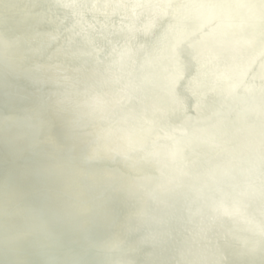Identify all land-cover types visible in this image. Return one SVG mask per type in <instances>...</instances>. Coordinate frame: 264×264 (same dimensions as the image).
Listing matches in <instances>:
<instances>
[{"label":"water","instance_id":"95a60500","mask_svg":"<svg viewBox=\"0 0 264 264\" xmlns=\"http://www.w3.org/2000/svg\"><path fill=\"white\" fill-rule=\"evenodd\" d=\"M34 1L20 0L25 8L23 11L31 12L29 8ZM53 1L58 6L61 4V10L74 3L72 0H60V4ZM189 3L195 5L197 14L186 10L185 0H139L129 12L133 20H138L139 16L143 21L139 35L133 33L137 29L134 24L135 28L121 29L97 22L92 26L83 23L79 28L56 23L57 29L45 39L53 46L54 43L67 46L69 41L76 42L73 47L80 49L73 56L78 62L64 64V69L57 68L67 86L58 91L59 96V93H53V96L56 102L61 101L63 108H69L70 104L78 108L88 105L99 111L105 85V79L99 77L113 74L119 60L122 74L130 72V59L134 62L141 58L161 77V81L157 75L152 78L150 69H142L140 60L135 62L141 65L140 70L123 88L125 99L131 102V110L129 107L125 111L124 105L117 103L120 106L115 109L110 106L104 114L113 120L119 118L112 130L101 128L104 135L113 138L109 148L113 154L103 155L107 149L93 146V153L87 157V162L99 160L112 171L119 163L114 186H121L132 178L139 192L145 194V211L128 222H117L110 230L111 242L104 249L97 251L90 245L91 233L86 240L71 242L72 249L84 250L95 264L98 255L103 257L101 264H248L251 259L264 261V52L245 56V50L249 49L245 44L248 36H252L251 42H254L250 43L252 51L264 45V36L249 33L250 23L245 19V16H252L255 18L251 22L253 29L264 31V0H189ZM203 3L209 7H202ZM88 7L96 10L99 6L91 2ZM15 10V4L9 3L8 14H15ZM66 18L76 21L74 17ZM207 19L223 23L226 31H222L220 37L212 34L207 28ZM124 32L132 33L127 45L121 38L116 39L119 34L128 39L129 34ZM156 44H162L164 48L159 50ZM97 45L102 48L99 52L94 49ZM146 45L152 53L141 50ZM134 49L138 53L132 52ZM91 64L96 66L98 75L94 84L83 86L79 74ZM151 80L164 92L160 107L155 108L152 102L140 104ZM114 83L111 87L118 92L121 88ZM187 86L189 91L191 87L192 96L198 92L201 104L205 110H211L210 114H196L189 95L183 92ZM37 96L38 104L45 105V90L37 92ZM250 100H256L257 104L251 105ZM59 113V123L72 128L73 121L69 116L64 111L59 110ZM14 114L21 115L20 109L15 108ZM188 114L192 117L188 118ZM237 117L242 122L240 130L230 124ZM215 126L218 127L215 136L207 137V128ZM120 128L121 141L124 140L123 128L131 137L133 142L129 146L116 140V131ZM179 128L186 137L180 139L181 144L163 151L165 147L162 149V146L173 138L169 132ZM163 129L167 131L163 132ZM142 132L147 135L144 142L140 140ZM241 133L251 144L248 151L239 143ZM227 136L232 140L226 142L224 137ZM32 139L36 141L34 137L30 142ZM91 143L93 141L87 146ZM140 146L149 152L140 150ZM150 148L155 150L159 164ZM226 148L239 152L237 158ZM209 160L214 167L208 165ZM222 162L226 164L223 168L220 167ZM125 204L134 206V201L128 200ZM93 228L90 226V230ZM48 238L55 242L57 233L51 231ZM41 244L46 256L51 250ZM86 244L89 246L85 247ZM49 261L45 257L37 264Z\"/></svg>","mask_w":264,"mask_h":264},{"label":"bare ground","instance_id":"6f19581e","mask_svg":"<svg viewBox=\"0 0 264 264\" xmlns=\"http://www.w3.org/2000/svg\"><path fill=\"white\" fill-rule=\"evenodd\" d=\"M57 1L60 4V0ZM72 1V6L61 10V4L58 6L53 0H36L29 8L31 12H28L23 11L25 8L21 6L20 0H0V264H37L38 260L45 257L50 260L45 264H51V261L56 264H95L87 258L84 250L77 247V250L72 249L71 242L86 240L91 233L90 245L100 251L111 242L110 230L117 226V222H128L134 215L145 211V194L139 192L134 179L128 178L121 186H114L116 172L120 170L119 163L115 164L112 171L99 160H86L88 155L93 153V146L107 149L103 155L113 154L109 150L113 138L104 135L101 128L108 127L106 129L112 130L119 118L113 120V117L109 118L104 114L108 107L115 109L120 106L117 103L123 104L125 111L131 106V102L125 99L123 88H126L125 84L131 77L136 76V72L140 70L139 66L143 65L142 69H150L152 78L157 75L161 81L160 75L141 58L134 62L130 59V72L122 74L123 68L119 60L117 67L112 70L113 74L99 77L105 79L101 95L103 103L98 106L99 111L88 105L78 108L70 104L71 102L69 108H63L61 101L56 102L53 96V93H59L58 91L67 86L64 76L60 75L57 68L64 69V64L78 62L73 56L75 51L78 53L80 49L73 47L76 42L72 41H69L67 46L62 43H54L53 46L45 41L47 36L57 29L56 23L58 26L72 28H79L83 23L92 26L94 22L121 29L135 25L137 29L133 33L139 35L143 30V21L139 16L138 20L129 16V12L139 0ZM91 2H95L99 7L96 10L90 9L88 4ZM9 3L15 4V14H8ZM185 5L188 12L197 14L195 5L189 3V0H185ZM201 6L208 8L209 4L203 3ZM46 14L48 16L44 18ZM144 14L148 18L145 12ZM176 15L180 18L179 14ZM66 16L74 17L76 21L67 19ZM245 19L250 23L247 28L249 33L264 36L263 30L253 29L251 22H254L255 18L245 16ZM175 20L178 21V18ZM161 22L166 27L164 22ZM207 23L208 30L218 37L222 31H226L221 22L207 19ZM124 33L129 34L128 39L124 34L117 35L116 39L121 38L127 45L132 33ZM251 41L252 36H248L245 41L249 48L245 50L246 57L264 52V45L260 49L253 46L258 50L252 51L250 43L254 42ZM193 42L194 39L191 40L192 44ZM156 48L162 50L164 45L156 44ZM94 49L97 52L102 50L100 45ZM119 50L118 48V53ZM141 50L152 53L149 45L143 46ZM132 52L138 53L135 49ZM138 60L141 65L135 63ZM159 62L165 64L164 61ZM79 75L83 86L89 87L91 83H95L97 68L94 64L88 65ZM176 75L178 76L177 73ZM113 81L115 85L118 84L116 87L121 88L118 92L111 87ZM189 85L192 86L191 81ZM147 87L149 89L144 92L140 104L152 102L155 108L160 107L164 92L157 89L153 80ZM188 87L183 89V92L189 95L190 104L192 103L196 114H210L211 110H205L201 104L198 92L192 96V89L190 87L189 91ZM41 90H45L47 95L45 105L38 104L37 92L41 93ZM59 95L60 93L57 94ZM249 103L257 104V101L250 100ZM15 108L20 109L21 115L14 114ZM129 109L131 110V107ZM59 110L64 111L73 121L72 128H65L59 123ZM187 117L191 118L192 114ZM93 121L96 124H92ZM230 124L236 130L243 128L239 117L231 120ZM217 130V126L207 128V137L215 136ZM120 131L121 128L116 131V140L129 146L133 142L131 137L123 128L124 140L121 141ZM166 131L163 129V132ZM180 132L181 128L176 132H169L173 138L162 146V149L165 147L163 151L181 144L180 139L186 136ZM34 137L36 141L32 139L33 142H30ZM146 138L147 135L142 132L140 140L144 142ZM133 139L135 140L134 136ZM228 139L232 140V137H224L226 142ZM238 140L241 147L248 151L251 144L244 139L243 133ZM90 141L93 143L87 146ZM139 149L149 152L143 146ZM150 149L155 162L159 164L155 150ZM227 152L235 158L239 153L230 149ZM207 163L211 167L215 166L211 160ZM220 165L223 168L226 164L222 162ZM235 180L238 181V178ZM228 181L232 182L229 179ZM128 200H133L134 206L125 204ZM90 226L94 228L90 230ZM51 231L57 233L55 242L49 241ZM41 242L47 250H51L46 256L43 255L45 250ZM87 246L89 245L86 244L85 247ZM36 248L39 250L36 251ZM261 261L251 259L248 264H264V261ZM101 263L103 257L98 255L97 264Z\"/></svg>","mask_w":264,"mask_h":264}]
</instances>
